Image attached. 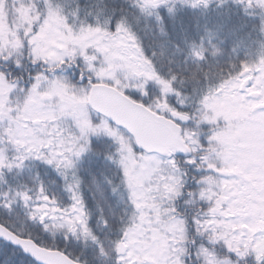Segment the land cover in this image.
<instances>
[{"label": "trees", "instance_id": "16d2710c", "mask_svg": "<svg viewBox=\"0 0 264 264\" xmlns=\"http://www.w3.org/2000/svg\"><path fill=\"white\" fill-rule=\"evenodd\" d=\"M76 2L0 0V73L7 75V80L0 76V158L5 161L0 167V223L21 237L61 250L84 264H122L119 248L139 221L131 175L140 169L144 153L137 151L129 134L102 116L89 110L85 119L81 117L82 99L87 97L90 83H107L158 114L177 111L191 117L183 129V134L188 131L193 139L196 137L197 144L188 137L197 148L194 154L191 147L190 155H199L202 149L207 157L204 159L212 161L205 171L208 167L215 171L202 178L183 156H177L174 161L187 173L181 176L178 190L184 198L170 199L166 209L181 219L186 237L182 245L191 252L184 259L187 264H196V252L201 243H207V235H198L197 225L189 221L199 217L203 222L205 213L223 221L224 208L220 209L218 199L223 194V176L229 170L216 158L220 148L233 147L238 124L237 120L223 119L213 126L205 108L207 102L231 88L242 73L264 67L260 17L246 14L237 0H209L207 7H183L175 23L169 21L165 35L159 25L134 15L136 0H79L80 17L68 19L63 10L71 12L69 6ZM113 8L129 18L135 38L107 32L106 26L97 24ZM84 9L93 15L85 17ZM45 22L62 34L66 56L59 63L32 53L31 40ZM118 39L136 49L140 61L152 73L144 85L132 67L112 56ZM17 62L21 67H16ZM108 71L114 72L113 78H107ZM82 73L87 78L84 83ZM58 87L65 90L64 94L55 90ZM32 95L51 96L48 104L55 109L52 119L29 121ZM27 121L39 140L35 147L18 143L13 136ZM211 130L220 131L221 137L208 145L206 137ZM90 140L99 143L90 145ZM19 156H28L23 167L17 166L21 163ZM37 156L54 158L57 163L48 166ZM94 178L104 182V199L94 190ZM44 208L51 212L50 220L41 217ZM62 217L66 220L61 224L58 218ZM0 257V264L33 261L3 241Z\"/></svg>", "mask_w": 264, "mask_h": 264}, {"label": "rangeland", "instance_id": "374dc122", "mask_svg": "<svg viewBox=\"0 0 264 264\" xmlns=\"http://www.w3.org/2000/svg\"><path fill=\"white\" fill-rule=\"evenodd\" d=\"M45 23L31 40L32 53L34 57L48 59L53 64L59 63L66 56L62 34L54 25ZM97 41L102 42L101 39ZM115 45V54L112 56H117L126 67H132L134 74L144 85L145 78H151L152 75L140 61L137 50L119 39L115 41ZM104 47L108 48L106 43ZM114 75L113 71H108L107 78L111 79ZM248 78L252 79V83L246 92H242L241 87ZM235 81L237 82L231 88L207 102L205 108L211 114L209 124L213 126L220 124L219 121L223 122V119L238 122L236 136L232 138L233 147L220 148L216 158L223 161L229 170L223 176V194L218 199L220 209L224 208L222 219L225 222L238 218L234 212L243 209L259 211L260 206L264 204V67L260 70H247ZM55 90L62 94L65 92L60 87ZM250 94H259L260 97L252 98ZM2 98L3 95L0 96V105L3 102ZM43 99H37L32 95L28 111L29 121H47L53 118L55 109ZM84 99L82 100L85 104L79 111L83 119L89 114L87 97ZM185 133L186 135H183L190 144L189 138L193 139V135H189L188 131ZM210 133L212 140L221 137L218 130H211ZM13 136L18 143L24 145L30 144L35 147L39 143L33 126L28 121ZM195 138L193 142L197 144ZM191 147L195 154L196 146ZM141 160L140 169L131 175L135 182L133 200L139 221L128 235L127 241L120 246V249L125 247V250L119 254L118 260L122 264H168L173 251L184 248L181 239L185 234L182 221L169 214L166 209L170 199L178 200L176 193L182 175L177 171L176 165L179 167L180 165L170 158L156 155L152 157L142 155ZM50 214L48 208H44L41 217L50 220ZM55 219L52 218L54 222ZM58 220L62 224L66 219L62 217Z\"/></svg>", "mask_w": 264, "mask_h": 264}, {"label": "snow or ice", "instance_id": "6c2138e0", "mask_svg": "<svg viewBox=\"0 0 264 264\" xmlns=\"http://www.w3.org/2000/svg\"><path fill=\"white\" fill-rule=\"evenodd\" d=\"M225 0H221L224 3ZM244 8L246 14L259 15L261 20V30L264 31V0H237ZM207 7L209 6V0H136L134 15L139 18H147L151 23L159 25V30L162 34L167 35L166 28L169 21L173 24L177 14L182 10L183 7ZM43 7V5H41ZM52 7V6H50ZM71 12H68L67 8L63 10L64 15L71 19L80 17L82 9L79 0L76 3L70 5ZM85 17H91L93 14L89 13L86 9L83 10ZM97 24L100 27L106 26V31L115 33H124L130 38H135L134 32L132 31V25L128 17L119 14L116 9L106 11L103 20H97ZM88 27L91 29L92 25ZM96 30H99L97 28ZM27 43V42H25ZM5 60H9L10 57H3ZM16 67L19 68L21 65L19 62L16 63ZM7 80L5 73H0ZM40 77L36 78L39 81ZM81 82H86V77L81 74ZM36 84H32V90L34 91ZM26 92L29 89H25ZM134 95H139L134 93ZM18 111V109H17ZM7 119V117H5ZM211 133L206 137L208 145H213L214 141L211 139ZM92 143H99L98 141H91ZM31 151V149H29ZM137 151H140L137 148ZM199 155H190L186 150L184 152V162L190 164L195 170L201 173L202 178H207L212 174L215 169L208 167L207 172L205 166L210 165L212 161L210 159H204L205 153L202 149L198 150ZM78 156H82V153H77ZM180 153H174L170 159L175 160ZM37 159H42V162L48 166H52L57 163L54 158H42L40 156ZM18 160L21 161L18 167H23V161L28 159V156H19ZM63 163V162H60ZM72 164V162H68ZM5 166V161L0 158V167ZM7 167L11 168L12 164H7ZM75 168V164H72ZM177 171L181 175H187L178 165H176ZM59 171V164L57 165ZM202 182V181H198ZM79 183V181H78ZM108 183H111L108 181ZM95 191L101 199L105 198L107 189L103 181L94 178ZM115 192V189H112ZM189 195L194 193L189 192ZM27 198V197H26ZM183 192L177 191L176 199H183ZM190 203V201H187ZM238 218L232 221H218L215 216L209 218V214L205 213V219L201 222L199 217H193L189 223L197 225L195 231L200 236L207 235V243H201L199 249L196 252V264H264V204L260 206L259 211L243 209L233 213ZM107 226V221H105ZM186 239V237H181ZM192 244H196L197 241L193 239ZM219 248V251H217ZM222 253V255H221ZM191 256V252L187 248H180L173 251L168 264H187V260L184 257ZM2 259V257H0ZM32 264H37L35 260Z\"/></svg>", "mask_w": 264, "mask_h": 264}, {"label": "water", "instance_id": "95a60500", "mask_svg": "<svg viewBox=\"0 0 264 264\" xmlns=\"http://www.w3.org/2000/svg\"><path fill=\"white\" fill-rule=\"evenodd\" d=\"M249 81L242 89H246ZM90 88L88 97L90 109L104 116L111 124L123 128L134 138L140 150L162 156L170 155L172 151L182 155L185 150L189 151L181 136L182 127L178 123H189V116L177 112H171L169 117L158 115L107 84H93ZM0 239L20 249L37 264H82L59 250L38 246L34 240L20 237L2 224Z\"/></svg>", "mask_w": 264, "mask_h": 264}]
</instances>
